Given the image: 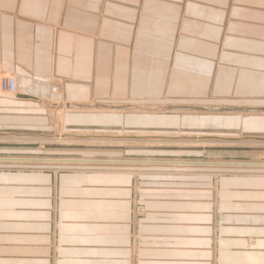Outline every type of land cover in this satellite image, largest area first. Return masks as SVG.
<instances>
[{
	"label": "crops",
	"instance_id": "0c3cea01",
	"mask_svg": "<svg viewBox=\"0 0 264 264\" xmlns=\"http://www.w3.org/2000/svg\"><path fill=\"white\" fill-rule=\"evenodd\" d=\"M2 76L0 128L264 139V0H0ZM123 154L0 157V264H264V164Z\"/></svg>",
	"mask_w": 264,
	"mask_h": 264
},
{
	"label": "rangeland",
	"instance_id": "374dc122",
	"mask_svg": "<svg viewBox=\"0 0 264 264\" xmlns=\"http://www.w3.org/2000/svg\"><path fill=\"white\" fill-rule=\"evenodd\" d=\"M6 77L8 76L0 77L2 80V89L0 88V93L2 95L13 96L15 94H9V92L7 93L6 85H4L3 80ZM54 87L58 88L57 85ZM47 114V117L51 123L50 111H47ZM12 124V126L0 128V157L63 158L43 160L25 159L24 161H18L17 164H47V162H53L52 160H60L66 165H69V163H114V161L111 160L91 162V160L87 159H80L76 161V159L70 160L67 158L79 157L96 158L101 160L109 159V157H121L120 152L121 154L126 152H137L140 157H154V162H184L191 164L237 163L236 165L239 166H242L240 164L250 163H254V165L264 164V139L232 138L230 136L220 134H213L214 136L211 134L208 136H183L181 134L161 133L155 135H152V133L131 134L117 131H73L68 130L67 128H62V126H60L58 123L53 125L54 127H50V129L48 128L47 130L43 129L41 131H35V129H26L16 126L17 123ZM215 142L217 143L215 144ZM230 143L232 144L230 145ZM117 147H120V149ZM131 147L137 148L131 150ZM64 167L69 168L70 166ZM99 167H102V165H99ZM199 170L200 171L198 173L200 174H208L207 171L209 172L212 169L204 168ZM247 170L248 169H244L243 171ZM219 171L225 173V171L228 170L222 169ZM243 171L242 173H244ZM200 176L202 179L200 177H196V179H192L190 181L199 183H212V177H208L207 175ZM156 182L162 183L163 178L156 179ZM167 182L168 181H165V183ZM136 208H141V211H143V213L145 212L143 207H141L139 204H136L133 210L134 213ZM135 215L138 214L136 213Z\"/></svg>",
	"mask_w": 264,
	"mask_h": 264
},
{
	"label": "built area",
	"instance_id": "2783aa9c",
	"mask_svg": "<svg viewBox=\"0 0 264 264\" xmlns=\"http://www.w3.org/2000/svg\"><path fill=\"white\" fill-rule=\"evenodd\" d=\"M4 85H6V89L8 91H10L11 93H16V84L14 82V79H10L8 84L7 83H4ZM51 91L53 93H57L58 92V88L57 87H52ZM142 209H138L136 208V213L138 214V216H142L143 215V211H141Z\"/></svg>",
	"mask_w": 264,
	"mask_h": 264
},
{
	"label": "bare ground",
	"instance_id": "6f19581e",
	"mask_svg": "<svg viewBox=\"0 0 264 264\" xmlns=\"http://www.w3.org/2000/svg\"><path fill=\"white\" fill-rule=\"evenodd\" d=\"M10 79H14V77H11V76H8V77H6L4 80H3V82L4 83H7L8 84V82H9V80ZM14 82H15V79H14ZM7 90V89H6ZM7 92H9V94H14V93H11L10 91H8L7 90ZM206 135V134H205ZM210 135V134H209ZM139 136V135H138ZM206 136H208V135H206ZM212 136H214V135H212ZM215 136H217V135H215ZM131 137V136H130ZM130 141H133V140H130ZM134 141H136V140H134ZM179 142V141H178ZM177 142V143H178ZM201 142V141H200ZM224 142V141H223ZM227 142V141H226ZM182 143V142H181ZM196 143H198V142H196ZM217 142H215V144H216ZM229 143V142H228ZM228 143H226V144H228ZM233 143V142H232ZM232 143H230V145L232 144ZM237 143V142H236ZM260 143V142H259ZM218 144H219V142H218ZM223 144V143H222ZM223 145H225V144H223ZM229 146V145H228ZM77 161V160H76ZM148 163V162H147ZM231 164H233V165H235L236 166V164L237 163H231ZM240 165H242V166H248V165H254V164H240ZM255 165H257V164H255ZM261 166H262V164H260ZM260 165H258V166H260Z\"/></svg>",
	"mask_w": 264,
	"mask_h": 264
}]
</instances>
